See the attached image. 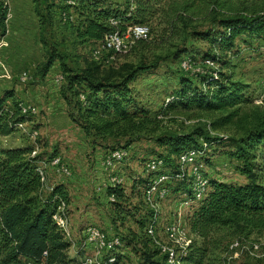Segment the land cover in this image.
Instances as JSON below:
<instances>
[{
	"label": "rangeland",
	"instance_id": "1",
	"mask_svg": "<svg viewBox=\"0 0 264 264\" xmlns=\"http://www.w3.org/2000/svg\"><path fill=\"white\" fill-rule=\"evenodd\" d=\"M53 1L55 5L49 13L40 0L36 3L35 0H0V5L6 10L4 26H0V104L4 103L3 110L11 114L16 111L17 105L28 118V122L19 124L14 135L1 139V145L4 148L33 149L31 158L40 157L37 163L46 178L44 191L47 193L51 187L62 186L67 192L68 209L65 207L66 210L61 212H64L63 218L68 224L65 236L71 243L68 252L70 260L79 263L85 259H90L91 262L106 260L105 253L86 244L84 232L94 227L102 232L108 242L117 238L123 242L122 248L116 253L119 264H146L143 254L150 248L156 252L154 260L163 264L164 257L158 249L151 246L146 249L139 240L146 239V227L153 216L152 210L146 206L147 200L144 202V192L148 185L146 182L157 183L160 180L158 178L165 175L169 179L163 185L157 186L158 189L150 200L156 215V228L153 229L157 234L155 238L165 246L171 242L168 233L175 225L185 231L186 237L193 243L194 237L188 220L204 197L197 200L188 194L192 178L193 182L201 180L208 184V191L211 190L210 182L238 186L249 184L240 171L242 161L233 156L235 146L231 139L240 136L237 128L230 127L214 132L211 123L218 116L211 118L196 108H178L173 111L167 108L172 101L170 96L179 87L181 78H191L194 84L200 86L197 82L198 74L211 73L217 78L215 73L219 66L207 65L212 70L208 69L209 72L207 70L205 73L199 61L194 62L187 56H182L176 62L166 58L181 47L182 39L168 40L165 37L166 25L160 21L162 19H153L145 25L151 29L152 34L146 40L145 46L135 49V45L132 53L130 51L116 56L114 60L110 59L109 53L103 52L98 61L90 54L88 45L81 46L76 42V16L73 11L68 10V15L63 13V8L73 2ZM108 2L114 10L122 13H125L127 4L130 13L136 8L135 1ZM220 2L226 5L225 12L230 7L249 9L264 4V0ZM160 8L162 11L168 10L169 5L161 1ZM195 8L204 9L199 4ZM211 8L205 7L206 11ZM195 19L197 26L208 28L210 18L205 11ZM213 26L215 27L214 24ZM186 44L188 49L194 46L192 52L199 58L207 50L204 44L194 45L190 39ZM238 45L236 57L228 55L233 66L229 74L232 75L233 82L245 87V98L252 101L249 105L241 106V114H261L264 112V43L255 40L246 45L239 41ZM53 47L63 56L64 64L68 68H95L98 78L111 76L114 80H119L126 69L137 66L143 60L153 62L157 57L166 58L155 73L141 75L133 84L138 101L160 119V129L132 145H127L122 139L101 138L95 133L86 134L72 120V116L78 118V113L71 104L66 78L59 61L48 72L45 71L48 54ZM94 61L102 66L95 65ZM9 94L14 97L7 98ZM200 133H209L224 142L218 147L210 146L202 137H197ZM180 136H195L198 143L202 144L201 149L184 153H198L194 163L185 167L191 177L188 183L184 182L185 185L177 178V159H171L175 165L173 170L163 159L168 153L159 147L160 141ZM120 150L127 152V158L108 162L110 153ZM156 162L162 163L159 172L157 171L160 175H155L157 172L152 173L149 168V165ZM114 189H119L125 195V201H119V205L117 201L113 203L111 200L113 195L109 191ZM141 222L145 224L144 228ZM134 235L139 236L135 243L124 240L125 237ZM216 238L222 239L228 250L224 256L226 264H264V228L243 234L220 233ZM235 243H239L240 247L237 251L238 257L233 258L230 248Z\"/></svg>",
	"mask_w": 264,
	"mask_h": 264
},
{
	"label": "trees",
	"instance_id": "2",
	"mask_svg": "<svg viewBox=\"0 0 264 264\" xmlns=\"http://www.w3.org/2000/svg\"><path fill=\"white\" fill-rule=\"evenodd\" d=\"M40 1L51 13L54 1ZM161 1L168 3V10L162 11ZM71 2L72 5L63 8V13L68 15V10L73 11L76 16V42L81 46L88 45L91 55L109 33L162 19L161 23L166 25L165 37L168 40L182 39L181 47L166 58L176 62L182 56H187L194 62L199 61L205 73L208 69L212 70L207 62L219 66L215 73L217 78L211 73L198 74L200 86L194 84L190 77L181 78L179 87L170 96L172 101L167 108L172 111L196 108L211 118L218 116L211 123L214 132L235 127L240 134L231 139L235 146L233 156L242 161L240 171L249 184L238 186L210 182L211 190L188 220L194 240L188 255L183 258V264H226L224 256L228 250L223 240L216 238L217 234H243L264 228V112L252 113V116L241 114V106L249 105L252 101L245 98V87L233 82L229 74L233 66L228 58V55L236 57L239 41L246 45L255 40L264 43V4L249 9L230 7L225 12L226 5L220 0H135L133 13L129 12L128 4L125 13H122L114 10L108 0ZM198 4L204 9H196ZM205 7L212 8L206 11ZM204 11L210 18L206 29L197 26L195 19ZM5 18L6 10L0 5L2 27ZM112 20L118 25L113 26ZM189 39L194 45L207 46L200 58L194 56V46L188 49L186 43ZM146 42L139 41L135 49L145 46ZM133 51L134 48L131 53ZM166 58L157 57L153 62L143 60L137 66L126 69L119 80H114L111 76L98 78L95 68H68L63 56L53 47L44 68L48 72L59 61L71 104L78 113V118L72 116V120L86 134L122 139L127 145H132L139 143L146 135L155 134L161 126L157 115L138 101L133 84L141 75L155 73ZM94 63L102 66L99 62ZM12 97L13 94L7 96ZM3 105L0 104V141L14 135L19 124L28 122L27 116L17 105L13 114L5 112ZM197 137H202L206 144L214 147L224 142L209 133H200ZM197 137L180 136L160 141L159 147L168 153L163 158L167 166L175 170L172 158L178 161L184 153L201 149L202 144L198 143ZM33 151L30 148H4L0 142V264H80L70 260L68 252L71 243L54 221L62 203L68 209L67 192L62 186L51 187L47 193L44 191L45 182H42L37 163L40 157L31 158ZM158 172L155 175L161 174ZM109 193L115 196L117 205L119 201H125V195L119 189ZM188 194L192 196V192L188 191ZM141 226L144 228L145 224L141 222ZM145 236L146 239H139L144 248H156L152 239ZM138 237L134 235L124 240L133 243ZM143 255L146 264H160L154 260L156 252L151 248Z\"/></svg>",
	"mask_w": 264,
	"mask_h": 264
},
{
	"label": "built area",
	"instance_id": "3",
	"mask_svg": "<svg viewBox=\"0 0 264 264\" xmlns=\"http://www.w3.org/2000/svg\"><path fill=\"white\" fill-rule=\"evenodd\" d=\"M135 0H129L130 3H133ZM111 24L113 26H117V22L115 20H112ZM151 38V29L145 25H132L127 27L124 31H113L109 33L102 42H100L95 50L92 53V56L96 60H100V57L103 52L109 53L110 59L114 60L116 56H122L123 54H126L130 52L134 46L139 41H146ZM108 60V61H111ZM207 65L214 66V63L207 62ZM84 100V98L82 99ZM206 147V145H205ZM198 153L191 152L188 154L182 155L178 162V176L177 178L181 180L182 182L188 183V180L191 179V177L188 176V171L185 169L187 165H192L195 161V156ZM110 158L108 162H113L115 160L123 161L127 158V152L124 150L120 151H114L110 153ZM58 163V161H57ZM161 164L152 163L149 165V168L152 173H156L160 167ZM40 175L42 177V182H45V176L42 172H40ZM160 179V180H159ZM192 178V186H191V192L193 198L199 200L203 197L205 198L207 191H208V184L205 182L203 183L201 180H198L197 182H193ZM159 182H149L145 192H144V202L147 200V207L152 210L153 216L149 220V225L146 227L147 236L152 239L154 245L160 252V254L164 257L163 264H183V258L186 257L190 251V247L192 245V240L188 239L186 237V232L182 231L181 228H179L178 225H175V227H172L170 230L169 235V241H171L167 246L162 244L159 240H156L155 237H157L156 232L153 231L155 225H156V219H155V210L150 205V200L152 197V194L157 191V186L163 185L166 183L169 179L168 177L161 176L158 178ZM116 182V179L113 180ZM111 200L113 203L116 201L115 196L113 195ZM66 205L62 203L54 216V221L57 223L58 227L62 230V232L66 235L67 234V222L64 217ZM60 211V212H59ZM156 228V227H155ZM86 244L90 246H94L97 251H102V253H105L106 260H102V262H91L90 259H85L84 262H81L80 264H119L118 256L116 255L117 252L120 251L122 248L123 242L120 239H115L113 241L108 242L102 232L98 230L97 228L90 227L86 230ZM239 243H235L230 248V252L234 257H238V249H239ZM230 256V260L233 259Z\"/></svg>",
	"mask_w": 264,
	"mask_h": 264
}]
</instances>
